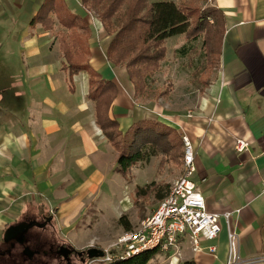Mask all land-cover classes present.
<instances>
[{"label": "crops", "instance_id": "0c3cea01", "mask_svg": "<svg viewBox=\"0 0 264 264\" xmlns=\"http://www.w3.org/2000/svg\"><path fill=\"white\" fill-rule=\"evenodd\" d=\"M62 1L93 30L90 13L80 0ZM45 2L0 0V250L7 246L3 240L11 226L45 218L47 227H34L26 235L41 240L49 231L58 243L67 241L75 250L103 249L125 230L113 239L88 235V240H79L77 233L91 229L112 195L126 190L129 183L117 171V146L97 124L95 103L88 99V74L75 76L72 88L67 82L59 43L66 30L58 21L53 31L32 26ZM212 4L225 19L220 71L192 104L194 109L135 98L126 69L111 67L107 61L110 41L102 40V25L96 24L89 41L90 64L117 87L109 114L119 123L121 135L138 122L155 120L191 138L197 165L194 181L209 212L233 213L230 227L238 236L239 254L254 261L264 258V0H212ZM236 139L250 143V151L238 154ZM152 163L142 162L135 169L142 176ZM153 181L130 185L136 188ZM134 190L120 195L125 213L135 207ZM151 214L139 216L137 226ZM221 226L215 241L202 242L205 251L194 253L183 240L180 259L173 251L170 256L160 252L154 264H226L229 242L223 219ZM211 246L217 249L215 255L207 251Z\"/></svg>", "mask_w": 264, "mask_h": 264}, {"label": "trees", "instance_id": "16d2710c", "mask_svg": "<svg viewBox=\"0 0 264 264\" xmlns=\"http://www.w3.org/2000/svg\"><path fill=\"white\" fill-rule=\"evenodd\" d=\"M82 7L94 13L102 27L112 37L107 51V61L115 67H126L136 96H148L147 80L160 68L166 57V43L172 37L183 35L188 41H197L205 36L210 44L209 53L214 54L212 44L217 34H224L223 15L216 8L205 11L177 5L174 2H151V0H80ZM210 20L214 24L211 25ZM57 21L66 31H62L59 43L64 59L63 71L72 88L74 77L86 73L89 76L88 99L95 103L97 124L104 136L113 144L119 138L123 147L119 152L118 173L132 183V170L140 163H149L152 157L159 158L158 174L168 165L180 166L183 162L184 145L182 134L176 129L155 120H144L134 124L125 135L119 132V123L111 119L110 109L117 97V87L104 80L90 64L89 41L93 30L89 23L69 10L62 0H46L33 19L32 26L41 25L45 31L55 30ZM209 43V44H208ZM161 182L137 186L133 192V204L139 216L145 217L146 201L153 195L160 197ZM170 190V189H169ZM42 208V207H41ZM42 213L43 210H41ZM47 219V218H46ZM126 216L120 219L125 224V232L134 228L127 223ZM51 239L41 236V241ZM98 248L99 247H94ZM88 250L80 251L88 257ZM160 254L158 250L145 252L128 260H118L110 264H152ZM97 258V257H96ZM93 260L94 258L90 259ZM191 264V263H187Z\"/></svg>", "mask_w": 264, "mask_h": 264}, {"label": "rangeland", "instance_id": "374dc122", "mask_svg": "<svg viewBox=\"0 0 264 264\" xmlns=\"http://www.w3.org/2000/svg\"><path fill=\"white\" fill-rule=\"evenodd\" d=\"M163 1L174 2L177 5L187 6L191 9H197L200 11H205L209 8H214L212 6L213 5L212 0H151V2H163ZM88 17L93 23V31H95L94 27H96V24L101 26L100 22L97 20L96 15L94 13H90ZM210 23L211 25H213L214 24L213 20H210ZM107 34L108 33L103 28V32H101L102 40L109 39L110 41L109 46H110L112 37L108 36ZM221 37L222 34L221 35L217 34V39L211 46L212 48L214 46L213 49L214 54L212 55L209 53L210 44L208 43L209 45H207V43L205 42L206 39L205 36H202L197 41H188L183 35L175 36L167 40V43L165 45L166 57L160 63L159 70L156 71L155 74L147 80V85H148L147 88L151 92V94L148 96H136L135 88L133 86L135 98H137L143 103L151 102L158 105H169L170 107H172L174 103L173 108L178 110L184 107L194 109L195 105L192 104H195L197 102L198 98L205 92L207 87L216 78V76L220 71L219 52L221 47L220 46ZM111 67H115V66L111 64ZM120 68L126 69L125 66H122ZM126 78L128 82L132 85V83L129 81L127 74H126ZM119 142L120 144H116L117 148L123 147V143L121 142L120 139L117 140V143ZM151 160L153 162L152 163L153 165H149L148 167L149 169H147L145 173H142V176L139 175L138 168L136 169L134 168L132 170L133 175H136V178L134 177L135 180H133L134 184H144L145 182H149L150 179H153L154 180L153 182H161L160 183L161 188L159 194L160 197L161 196L164 197L167 195L172 185L170 184L171 179L175 178L176 176H178L179 178V176L181 175L183 165L180 166L168 165L161 174H158L157 163L159 161V158L152 157ZM120 178H122V176H120ZM132 183H129V185ZM129 185L125 186L126 190L130 191L131 189L132 190L135 189L134 186L132 185L129 186ZM126 190H122L120 191V193L117 192L115 194L116 196L114 197L112 195L109 207H107L106 205L103 209V214L99 215L96 219L93 220L92 223H94V225L92 226L91 229L85 227V229H83L82 231H78L77 237L79 240L86 239L88 235L93 237H101V238H107L109 236H111L112 239L117 238V236H119L118 234L121 229L126 231L125 228L127 227V225L120 224V219L123 216H125V214L126 215L129 214L128 216H126L127 221L132 220L136 224L132 228L135 229L137 227L139 222L138 218H140L138 208L134 207V209L125 213L126 212L124 211L125 203L124 201L120 202L123 197V196L121 197L120 195H123ZM153 196L154 199L150 201V198ZM153 196H151L149 200L146 201V205H147L146 215L151 214L152 211L156 209L160 204L161 199L156 198V195ZM34 232L35 231H33V233ZM43 233L45 236L51 239L52 243L54 242L58 243L56 241L54 233H51L49 231L48 232L44 231ZM52 237L55 238V240ZM68 237L72 241L75 240L73 236L69 235ZM48 242H50V240ZM65 243H67V241H65L62 244L64 245ZM58 244L62 245L61 243ZM100 244L98 242V245ZM67 246L70 247L71 245L67 243ZM45 249L47 251V254L42 256V259L45 262V264H59V259L57 255L51 254L49 246L48 247L46 246ZM89 249L94 250L92 248ZM4 250H8V246H5ZM14 251L22 252L23 248L19 247ZM167 255L170 256V254ZM159 257H161V255H158L157 259ZM63 259L66 261L67 258L63 256ZM64 260L62 259L60 260L62 264L67 263ZM75 260L76 259L73 257L72 259L69 258L70 263L71 262L73 263ZM88 261L89 259L88 257H86V260L83 264H86V262ZM152 264H154V262H152Z\"/></svg>", "mask_w": 264, "mask_h": 264}, {"label": "built area", "instance_id": "2783aa9c", "mask_svg": "<svg viewBox=\"0 0 264 264\" xmlns=\"http://www.w3.org/2000/svg\"><path fill=\"white\" fill-rule=\"evenodd\" d=\"M184 156L182 173L176 179L164 200L139 226L121 235L117 241L103 249V257L94 258L86 264H110L118 260H128L149 251L170 254L180 259L181 244L187 240L194 253L205 251L203 241L213 242L222 232L221 220L228 229L229 256L226 264H264V258L254 261L243 260L238 250V236L231 230V212L214 214L209 212L207 203L194 177L197 173L194 144L191 138L182 134ZM250 143L236 139L238 154L248 153ZM216 247L208 248L215 255Z\"/></svg>", "mask_w": 264, "mask_h": 264}, {"label": "flooded vegetation", "instance_id": "af4514ba", "mask_svg": "<svg viewBox=\"0 0 264 264\" xmlns=\"http://www.w3.org/2000/svg\"><path fill=\"white\" fill-rule=\"evenodd\" d=\"M36 221V220H34ZM33 222V221H28ZM40 223V225H45L40 228L47 227V219H42L40 221H37ZM25 223V221L21 223H16L17 226L19 224ZM22 241V242H20ZM4 242V240H3ZM5 245L8 246V250H0V264H45V262L42 259V256L47 254L46 246H49L50 252L52 255H57L59 259V264L61 263V259H63V255L61 254V251L64 253H67L63 247L67 248L68 251L71 253L68 254V258L66 259L65 264H83L86 260V256L84 254H80L79 251L73 249L71 246H67V244H58L56 242L52 243L50 242H43L39 239L38 236L32 235V234H25L21 236H17L16 239H13L12 241L6 243ZM23 248L22 252L14 251L17 248ZM75 258L76 260L72 263L69 262V258L72 259Z\"/></svg>", "mask_w": 264, "mask_h": 264}, {"label": "water", "instance_id": "95a60500", "mask_svg": "<svg viewBox=\"0 0 264 264\" xmlns=\"http://www.w3.org/2000/svg\"><path fill=\"white\" fill-rule=\"evenodd\" d=\"M51 221V219H50ZM45 225H40V223L38 222H30V223H22L19 224L17 226H11L5 233L4 235V242L8 243L10 241H12L13 239H16V237L19 236H23L24 234L26 235V233L31 230L34 227H42ZM22 242V241H20ZM67 253H64L61 251V254L65 257L68 258V254L71 253L70 251H68L67 248H63ZM94 250L89 251L88 250V257L90 259L92 258H96V257H103V253L101 250L97 249V248H92ZM80 254H83L82 252H80Z\"/></svg>", "mask_w": 264, "mask_h": 264}]
</instances>
